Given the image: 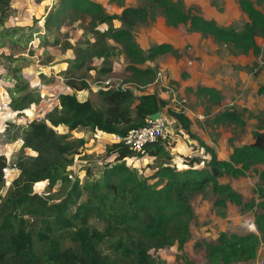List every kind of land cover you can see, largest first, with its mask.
<instances>
[{"label":"trees","instance_id":"16d2710c","mask_svg":"<svg viewBox=\"0 0 264 264\" xmlns=\"http://www.w3.org/2000/svg\"><path fill=\"white\" fill-rule=\"evenodd\" d=\"M238 4L247 15L240 29L219 25L195 8L185 7L183 0H143L137 6L121 4L120 13L111 14L94 0H61L59 11L61 17L73 11L89 15L88 32L90 38L96 39L91 47L92 54L109 58V39L118 42L131 61L127 69L133 74L132 81L146 84L154 79L156 72L140 65L154 62L159 55L173 52L174 48L169 42H154L145 51L134 38L136 20L152 23L157 15L154 11L159 10L166 26L177 28L182 24L188 33L211 36L216 42L225 44L233 54L251 51L258 56L261 48L257 37L264 39V10L261 8L264 0H239ZM9 7L10 0H0V24ZM47 17L51 22H58L54 12ZM115 20L120 22L121 27L113 25ZM2 36L12 40L9 32ZM78 42L75 43L77 46L67 43L70 47L64 49L74 47L78 50L83 46ZM3 43L1 40L0 44L4 46ZM95 43L101 45L94 47ZM83 52L82 57L77 56L81 61L73 63L75 69H81L88 57L87 50ZM72 69L71 66L68 70ZM98 71L105 78L116 75L111 66L105 68L101 65ZM72 73L67 75V71L63 72L69 91L58 94V104L42 112L40 119L30 120L23 128L21 150L26 149L29 153L19 155L11 168L8 152L0 154V264H167L155 258L152 251L168 246L182 248L190 239L192 208L189 197L207 186L220 195L217 204L222 206L230 201L241 205L243 211L253 209L259 234L219 231L209 241L195 242V246L203 245L206 250L202 264H237L255 259L258 245L264 239L262 124L251 133L249 143L233 146L228 159H218L207 142L194 137L209 157L203 167L195 168V160L182 162L180 169L164 162L146 177L139 176L138 170L128 165L127 160L167 156V139L146 144L139 150H132L122 143L107 144L106 154L113 157V162L102 166V180L83 184L76 180L66 190L70 184L67 169L74 161V155L80 153L79 148L84 147V141L81 138L67 139L56 131L57 128L70 131L87 127L93 132L124 135L131 128L145 125L149 116L160 111L166 103L157 93L133 94L99 84L98 95L102 104L97 108L89 98L78 97V91L91 89L90 82L82 74L77 76L74 70ZM11 75L16 83L14 93L24 91L30 85L15 71ZM256 92L264 95V81L258 85ZM195 93L208 96L214 103L221 98L218 90L208 86L197 87ZM42 95L14 97L11 94L9 106L11 110L20 111V115L28 116L30 105H33V110L41 107ZM168 115L187 133L190 132L191 119L185 113L168 109ZM239 118L233 108L216 113L212 121L218 124L239 121ZM7 167L12 169L13 176L3 198L1 190ZM250 167L259 178L254 188L256 200L243 201L242 195L229 183L218 181L224 174L244 176ZM151 179L155 181L151 182ZM44 181L51 189L60 183L58 192L63 197L50 202L56 197L36 190ZM91 219H97L102 227L98 228ZM182 264L195 262L182 256Z\"/></svg>","mask_w":264,"mask_h":264},{"label":"rangeland","instance_id":"374dc122","mask_svg":"<svg viewBox=\"0 0 264 264\" xmlns=\"http://www.w3.org/2000/svg\"><path fill=\"white\" fill-rule=\"evenodd\" d=\"M173 1L176 2L177 0ZM183 1L185 7L195 8L198 11L202 9L209 18H213L219 25L224 27L240 29L247 20V15L239 7V0ZM16 2H18V0H10V7L6 13H4L2 25L0 24V41L3 40L4 42V46L0 44V83L5 90L4 98L8 105L12 98V96H10L11 94L14 97L24 94L38 96L36 90H38L40 86L36 87V90H34L33 87L28 85V87H26L27 89L24 91L17 93L13 92L16 83L13 81L11 72L15 71L16 74L22 76L21 78L31 83V81L27 80L24 75H22L20 64L21 66H27L28 70L26 71H29L27 73L33 74L34 78L39 80L40 83L50 85L49 90L66 89L63 72L66 73L67 71V75L69 73L71 75L73 74L72 70H74L77 76L82 74L90 82L91 89L94 90L86 89L85 91H87L86 94L97 108L101 107L102 104V100L98 95V90H100L101 87L99 84H93L98 81L97 78H99V80L105 78V75H101L98 71L101 65L105 68L111 66L112 72H115L116 75L122 76L127 80L133 79V74L127 69V65L131 64V61L127 58L121 44L118 42L109 39V52L111 53L109 58L97 57L92 54L91 47L94 42H96V39L90 38V32H88L89 22L87 24L86 15L73 11L67 14L62 22H56L53 28H51V21L47 20L46 17L50 15L53 9H50L51 11L49 14L43 15L51 2H49V4H44V12L42 14L41 11H38L39 9H37V6L34 5L36 3L35 0H33L32 4L31 2L27 3V0H22L20 4ZM102 2L106 3L104 10L111 14L115 13L117 6L119 7L123 4L137 6L140 5L143 0H133L131 2L130 0H103ZM41 3H43V1ZM56 5L57 3L55 5L53 4L52 7ZM19 6L29 8L30 11L27 10L25 13L23 11L19 12ZM261 8L264 10V4ZM154 12L157 13V15L152 23L136 20L133 30L135 40L145 51L153 41L167 42V40H169L174 50L173 52H166L160 55L154 62H145L141 64L140 67H150L155 73L159 69H166L163 62L167 59L175 60L177 63L179 62V66H181V69L178 71L180 80L177 81L171 78L168 81L177 91L189 90L187 86V79L189 77H191L192 80H196L200 76L207 77L206 74H213V70H215L213 65H219L218 67H220L223 78H228V75H230V78H233L237 73H240L246 79L241 80V78H239L238 83L235 82V86H233L234 90L228 92L229 101L227 105L222 107L221 105H215L213 101L203 100L200 97L195 100L192 97L190 100V94L183 91V96L187 99L186 115L191 119L189 120L190 132L187 133L181 127L180 123L169 118L168 128L170 137L167 142L169 144L167 156L164 155L158 158H131L127 160V164L136 168L141 177L149 176L164 162H170L180 169L183 167L182 162L195 160V168L203 167L209 157L199 145L198 139L194 138L197 137L199 129L204 130L203 133L207 135L208 144L213 148L218 159H228L233 146L249 143L251 141V133L254 130H258L259 124H262L264 131V101L262 102L261 99L260 102L259 100L255 101V94L251 93L252 89L249 87L242 89V85L245 83L241 84L243 81H248V84L254 83L264 76V39L260 36L257 37V43L261 48L258 56L252 54L251 51L247 54H233L227 50L225 44L216 42L211 36L201 37L198 33H188L186 27L182 24L179 28L169 29L163 22L164 17L160 14L159 10H155ZM41 16H43V18H41ZM39 21H41L40 25ZM38 25L39 27H37ZM113 25L121 27V24L117 21H114ZM7 31L12 34V40H8L6 37L2 36L3 33L8 34ZM47 31L52 32L46 36ZM186 32L188 35H186ZM69 35L72 39L69 38ZM186 36L189 39L186 40ZM35 38L38 40L36 41L37 44L32 43ZM75 40L80 41L83 46L78 50L74 47L71 48L72 50H68L69 48L66 49L70 51L68 57L65 56L67 52L62 54V51L65 50L64 48L70 47L67 43L70 42L71 46L80 44L76 41L78 43L75 45L76 42L73 43ZM43 44H46V46ZM99 45L101 44L95 43L94 47ZM51 46L60 50L56 56L51 57ZM37 47L42 51L36 53ZM85 49L87 50L88 57L84 59L81 69H75L73 63L81 61V58L78 59L77 56H82ZM52 52L56 53L57 50H52ZM18 53L25 54L15 57ZM53 61H55L54 64ZM35 63L43 67L45 66V68H42L43 70L41 71L39 67L34 65ZM71 66L73 69L68 70ZM188 68H193V71L190 69L191 72L188 73ZM226 72L228 75H226ZM166 73L165 77L166 80H168V73ZM186 74L189 75L188 78L185 77ZM57 78L63 81V85H58ZM181 81L182 83L179 84ZM138 83L142 82L139 81ZM19 84H21V82ZM158 89L159 87L156 88L155 91L160 98L161 94ZM41 92L43 94L45 93V91ZM45 97L51 98L53 96L49 94L45 95ZM197 100H199V102H195ZM198 103L201 108V113L208 116L203 121H199L191 116V111H194L193 109L196 108ZM51 104V107H49L51 109L56 106L53 100H51ZM233 108L237 111V115L240 116L239 121L221 122L218 124L212 121V117L216 115V113L222 110H233ZM10 109L8 108L5 114L0 116L1 121L7 122L6 125L0 123V145H4L5 147L3 153L8 152L6 153L8 155V165L11 168V165L14 164L19 155L29 153L26 149L24 151L21 150L22 137L24 134L23 128L27 127L30 120L35 118L40 119L42 111L40 108H37L38 110H33L32 108V111L27 110L29 114L27 116L24 114H15L14 111ZM218 109L220 111H218ZM56 131L67 139L76 140V138H81L84 141V147L79 148L80 153L74 155V161L67 169L70 184L67 185L66 190H68L71 184L76 180H78L80 184L87 181L94 182L102 180V166L113 162V157L107 156L105 149V146L110 144L109 139L102 135H97L96 132H93L87 127H79L70 131L61 127L57 128ZM168 156H171L169 160H167ZM256 167L260 168V165H256ZM250 168L244 176L234 177L230 174H224L218 178V181L221 183H229L235 191L242 195L243 201L256 200L257 197L254 188L259 183V178L253 173L252 167ZM11 170L8 167L4 169V188L1 190V196H3V198L6 196V191L8 187H10V181L12 180L13 172ZM154 181L155 179H151V182ZM60 187L61 185L58 183L57 186L51 189L47 186V182L44 181L39 184V189L36 190L45 191L44 193L49 192L50 195L56 197L50 200V202H54L63 197V195L58 192ZM219 197V194L212 192L210 186H207L201 192L192 194L189 197L190 206L192 208V218L189 222L191 232L190 239L182 248L168 246L160 251H152L154 257L165 261L167 264H182V256H186L192 259L195 264H202L205 260L206 250L203 245L200 247L195 246V242L203 243V240L209 241L213 239L219 231L228 234L245 232H256L259 234L254 223L253 209L243 211L241 205L230 201H226V203L221 206L216 203ZM83 198L84 197H82L81 200H83ZM91 222L96 223L98 228L102 227V223L97 221V219H91ZM258 254L259 258L255 257L253 260L237 264H262L261 261H264V239H261L258 245ZM120 264L124 263L120 262Z\"/></svg>","mask_w":264,"mask_h":264},{"label":"crops","instance_id":"0c3cea01","mask_svg":"<svg viewBox=\"0 0 264 264\" xmlns=\"http://www.w3.org/2000/svg\"><path fill=\"white\" fill-rule=\"evenodd\" d=\"M36 1V3L34 4L35 6H37V9H39L38 11H41V14L44 12V4H49V2H51V4L47 7V10L43 13V15H45V14H48L51 10L50 9H53V11L52 12H54L55 13V15H56V19H57V21L58 22H62L64 19V17H66V15L67 14H69L70 12H67V13H65L62 17H61V13H60V11H59V5H60V3H61V0H35ZM43 1V3H41ZM94 1H97V2H99L103 7H105V4L106 3H103L102 1L103 0H94ZM131 1H133V0H130V2ZM22 2V0H18V2H16L17 4H20ZM28 2H31V4L33 3V0H27V3ZM57 3V5L56 6H54V7H52V5L54 4H56ZM40 5H41V7H40ZM127 5H129V4H127ZM132 5V4H131ZM132 6H134V5H132ZM34 7V6H33ZM19 12H21V11H23L24 13L28 10V11H30V9L29 8H25V7H23V6H19ZM48 10H49V12H48ZM120 10H121V7H116V9H115V13H120ZM202 11V9H200V12ZM204 17H206V18H209L203 11H202V13H201ZM35 18V17H34ZM41 18H43V16H41ZM86 20H87V24H88V22H89V20H90V16L89 15H86ZM116 21V20H115ZM40 22L41 21H39V25H40ZM118 23H120L119 21H117ZM163 22H164V20H163ZM51 23V28H53V26H54V24H55V20L54 21H52V22H50ZM165 23V22H164ZM39 25L37 26V27H39ZM117 25V24H116ZM180 25L181 24H179L178 25V27L177 28H179L180 27ZM117 27V26H116ZM169 29H176V28H172V27H169V26H167ZM52 31H47V34H46V36L49 34V33H51ZM191 34V33H190ZM186 35H188V33L186 32ZM45 36V37H46ZM37 37V36H36ZM53 37V36H52ZM69 38L70 39H72V37L69 35ZM187 39H189V38H187V36H186V40ZM36 41H38V40H36V38H35V40H33L32 41V43L33 44H37L36 43ZM76 41H78V40H75V41H73V43H75ZM172 41V40H171ZM161 43V42H156V41H153V42H151V43ZM163 42H166V41H163ZM167 42H169L170 43V41L169 40H167ZM70 43V42H69ZM151 43H150V45H151ZM44 46H46V44H43ZM50 45H53V44H50ZM173 46V45H172ZM68 49V48H67ZM52 50H57V52L56 53H53L52 52ZM68 50H72L71 48H69ZM68 50H63L62 51V54L64 53V52H67V53H65V56H67L68 57V53H70V51H68ZM36 53H38V51H42L41 49L39 50V48L37 47L36 48ZM47 51V50H46ZM50 55H51V57H53V56H56L57 55V53H59L60 52V50H58V49H56V48H54L53 46H51V48H50ZM169 53V52H168ZM23 54H25V53H18V54H16V56L15 57H18V55H23ZM165 54V53H164ZM28 55V54H27ZM161 55H163V54H161ZM160 56V55H159ZM158 56V57H159ZM80 57H82V56H80ZM19 59H23V58H19ZM33 59V58H32ZM158 59V58H157ZM156 59V60H157ZM155 60V61H156ZM25 61H27V60H25ZM34 61V60H33ZM182 62V61H181ZM22 63V62H21ZM55 63V61H53V64ZM183 63V62H182ZM35 66H37V67H39L40 68V70L42 71L43 69L42 68H45V66L43 67L42 65H40V64H38V63H35L34 64ZM163 65H164V67L166 68V69H164L167 73H168V81L172 78V79H175V80H177V81H179L180 80V78H179V74H178V71L181 69V66H179V62L177 63V62H175V60L173 61V60H171V59H167L166 61H164L163 62ZM20 67H21V69H22V75H24V77L27 79V80H29V81H31V83H30V87H33V89L34 90H36V87H38V86H40V88L38 89V90H36V92H38V94H40V93H42L41 91H45V93H44V96L42 97V100L40 101V105H41V107H40V109H41V111L42 112H44V111H48V110H50L51 108H49V107H51V100H53V101H55V105H57L58 103V99H57V96H58V94L59 93H61L62 91H64V92H66V91H69V90H67V88H66V86H65V90H49L50 89V85H44V84H42V83H40L39 82V80H37L36 78H34V75L33 74H31V73H27V72H29V71H26V70H28V67L27 66H21V64L19 65ZM219 65H213V68H215V70H213V74H206L207 75V77H204V76H200L199 78H197L196 80H192V78L191 77H189L188 78V74H186L185 75V77L186 78H188L187 79V86H188V89L189 90H178V92H179V94L181 95V96H183V94H184V92L183 91H185V92H188L189 94H190V100L192 99V97L194 98V100L195 99H198L199 97L200 98H202L203 100H209V101H211L210 99H209V97L208 96H206V95H204V94H202V93H200V94H196L195 93V89L197 88V87H200V86H208V87H213V88H215L216 90H218L219 91V94L221 95V98H220V100L217 102V103H215V105H217V106H220L221 105V107L222 106H225V105H227V102L229 101V97H228V92L230 91V90H234L233 89V86H235V82H237L238 83V79L239 78H241V80H245L246 78L245 77H243L242 76V74H240V73H237V75H235V77H233V78H230V75H228L227 74V72H226V75H228V78H223L222 77V75H221V70H220V67H218ZM190 69L193 71V68H188V73H190L191 71H190ZM30 70V69H29ZM51 71V70H50ZM43 73V72H42ZM62 80H60V78L58 79L57 78V83H58V85H63V81L61 82ZM264 81V76L263 77H261V79H258V80H256L254 83H251V84H248V81L247 82H245V81H243V82H241V84L243 83H245L244 85H242V89H246L247 87H249V88H251L252 90H251V93H254L255 94V101H257V100H259V102H260V99H261V101L263 102L264 101V95H258L257 94V87H258V85L259 84H261L262 82ZM225 82V83H224ZM182 83V81L179 83V84H181ZM57 85V84H56ZM194 89V90H193ZM87 90H92V89H87ZM33 91V90H32ZM48 91V92H47ZM51 93H50V92ZM92 91H94V90H92ZM47 92V93H46ZM86 92L87 91H85V90H81V91H78V97L80 98V99H85V98H89L88 97V95L86 94ZM43 94V93H42ZM49 94H51L53 97H51V98H46L45 97V95H49ZM245 95V94H244ZM185 97V96H184ZM160 98H162L163 100H164V96L163 95H161V97ZM186 98V97H185ZM231 98V97H230ZM90 99V98H89ZM221 99H223V100H221ZM91 100V99H90ZM195 102H199V100H197V101H195ZM220 107V108H221ZM219 108V109H220ZM218 109V111H220ZM194 111H191V116H192V118H196V119H198L199 121H203L204 119H206V117H208V116H205L203 113H201V108H200V105H199V103L196 105V108H194L193 109ZM196 110V111H195ZM186 114V113H185ZM197 115H199L200 117H197ZM168 117V119L170 118L169 117V115L167 116ZM203 131L204 130H198V133H197V137L198 138H200L201 140H204L205 142H207L208 141V138H207V135L206 134H204L203 133ZM264 132V131H263ZM207 143H209V141L207 142ZM231 149V148H230ZM238 263H242V262H238Z\"/></svg>","mask_w":264,"mask_h":264},{"label":"built area","instance_id":"2783aa9c","mask_svg":"<svg viewBox=\"0 0 264 264\" xmlns=\"http://www.w3.org/2000/svg\"><path fill=\"white\" fill-rule=\"evenodd\" d=\"M165 73V70L159 69L158 71H156L154 79L146 84L127 80L122 76L118 75L104 78L99 82L97 81L96 83L101 84V86L109 87L110 89L115 91H130L132 93L142 92V94L157 93L155 90L159 87L158 90H160L159 92L161 95L164 96V101L166 102L162 109L159 111L161 115L156 119L149 118L147 120V123L143 126L131 128L124 135H109L102 132H96L97 135H102L108 138L109 143H122L132 150H139L146 144H150L158 140H168V138L170 137V131L168 128L169 121L167 117V110L172 109L175 112L186 113L187 99L184 96H181L177 89H175L172 85L168 83V80H166L165 77ZM96 83H94L93 85H95ZM4 93L5 91L2 87V84L0 83V116L2 114H5L8 108L10 109V106L4 98ZM30 106L29 109L32 110V108L34 107L33 105L31 107ZM12 111H14L15 114H19L20 112L18 110ZM197 117L200 116L197 115ZM0 123L6 125L7 122L5 123L4 121L0 120ZM3 149H5L4 145H0V154L1 152H4ZM256 258H259L258 249L256 253ZM261 263L263 264L264 261L262 260Z\"/></svg>","mask_w":264,"mask_h":264},{"label":"water","instance_id":"95a60500","mask_svg":"<svg viewBox=\"0 0 264 264\" xmlns=\"http://www.w3.org/2000/svg\"><path fill=\"white\" fill-rule=\"evenodd\" d=\"M160 115H161V113L158 111V112H155V113L151 114V115L149 116V118H150V119H156V118H158Z\"/></svg>","mask_w":264,"mask_h":264}]
</instances>
